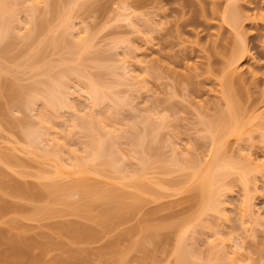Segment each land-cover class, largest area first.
Here are the masks:
<instances>
[{
    "label": "rangeland",
    "instance_id": "1",
    "mask_svg": "<svg viewBox=\"0 0 264 264\" xmlns=\"http://www.w3.org/2000/svg\"><path fill=\"white\" fill-rule=\"evenodd\" d=\"M68 1V4L72 3V0ZM64 2L67 0H61V4ZM224 2L77 0L67 13L68 30L59 22L63 17L58 20L55 16L49 19L43 30L40 28L35 32V24L30 22L32 25H29L25 17L29 16L31 0H19L17 10L13 12V32L0 44V77L24 89L58 77L64 84L65 103L74 109L64 107L60 116L46 121L44 128L49 138L55 140L53 144L58 142L61 145L59 151L66 163L73 156L81 159L86 155L90 137L74 120L93 114L97 118L95 121L101 122L99 133L103 136L105 132L110 133L105 139L108 145L104 154L114 164L106 170L98 169L101 175L90 174L88 180L101 190H119L139 198V201L133 197L116 200L137 208L120 213L114 209L115 204L109 205L108 198L87 209L84 203L90 199H81L75 194L69 198L81 205H77L75 211L53 205L64 214L29 219L33 209L48 204L42 199L25 201L0 194V203L8 201L23 207L20 214L0 218L1 232H10L7 223L10 218L27 226L28 235L32 237L42 232L52 234L49 226L60 221L88 225L98 235L84 242H71L70 248L88 252L89 264H175L179 238L183 240L181 245L186 251L188 264H264V129L261 130L262 137L260 131H256L259 129H255L256 121H253L246 126L240 139L226 135L223 145L218 141L223 162L226 160L231 164L220 169L222 181L215 197L216 211L202 210L196 205L193 201L196 190L187 180L190 166L202 164L215 148L212 142L215 135L210 133L207 120L225 111L219 82L224 74L222 68L226 56L233 42L238 40L230 27L220 20ZM262 2L264 0H238L246 7L244 15L250 18L259 11L252 9L255 3L261 5ZM39 3L35 17L30 14L38 21L46 17L48 10ZM212 8L218 11L214 15L210 13ZM250 18L242 17L239 28L250 52L237 63L238 68L233 74L247 89L242 103L256 100L264 89V57L258 56L264 51V28H255ZM30 28L34 32L29 31ZM28 32L31 36L24 37ZM62 35L69 43L86 39L87 48L78 49V53L73 54L63 41L55 48L40 47L41 41L46 43L52 36L63 40ZM38 46L42 54L40 58H37L40 55ZM90 79L101 85V92L115 100L103 101L102 105L91 110L84 94ZM29 92L25 97L31 95ZM1 101L0 156L8 155L14 162L9 163L10 166L6 165L8 162H0V170L6 173L7 179L31 186L40 184L44 180L36 176H53L55 165L43 163L39 156L42 146L36 157L26 153L23 148L27 140L20 134L40 128L39 118H36L40 103L25 110L5 97ZM117 101L121 106L116 105ZM111 102H115L116 109L112 108ZM142 118L147 120L146 126L152 125L153 129L150 135H145L144 146L135 143L137 134H134L137 125L140 129L137 133L140 135L143 131ZM13 121L19 125H12ZM210 134L214 135L213 138ZM131 138H134V145ZM116 146L120 151L112 149ZM144 149L146 155L142 154ZM141 158L148 159L151 167L141 181L148 191L137 193L133 181L134 173L141 168ZM174 158L182 162V166L183 162L188 164L189 170L182 169ZM232 165L234 169L231 170ZM123 175L126 176L124 180L121 179ZM242 175L246 179L249 203L245 217L241 210L245 185L241 182ZM57 180L68 182L69 178L59 177ZM104 208L108 209L107 214ZM155 223L160 225V240L158 238L157 244L149 240L142 242V228ZM110 244L115 247L108 248ZM59 253L53 249L47 257L51 259Z\"/></svg>",
    "mask_w": 264,
    "mask_h": 264
},
{
    "label": "bare ground",
    "instance_id": "2",
    "mask_svg": "<svg viewBox=\"0 0 264 264\" xmlns=\"http://www.w3.org/2000/svg\"><path fill=\"white\" fill-rule=\"evenodd\" d=\"M76 1L77 0H72V3L68 4V2L70 1L67 0V2L61 4V0H38V1L31 0V4H30L31 6L30 8H28L29 11L27 14L29 16L25 15V17H27L29 21L26 19L27 20L26 22H28L29 25H32V23L35 24L34 30L35 32H37L40 31V28L43 30L46 27L51 17L56 16V18L58 17L57 18L58 20L61 19L60 17H63L59 22L60 24H62L61 26L64 25V28L66 27L68 30L69 26H67V15H68L67 13H69L70 11L69 7L73 5V2ZM18 2L19 0H0V44L2 41L6 39V37L9 35L10 32H13L12 28L14 27V25L12 23L15 17L14 11L17 10V6L19 4ZM39 2H41V4L43 3L42 5H44L46 10L48 9L46 13L47 14L46 17L43 20L40 19L39 20L40 22L38 20H35L34 18L36 12L38 11ZM76 4L77 3H75L74 5ZM245 8L246 7L244 5L238 3V0H225L223 4V10L220 14L221 22L227 24L230 27L233 34L237 38L238 42L235 41L233 42L230 52L226 56V60L224 61V67L222 68L224 74L220 78V82H219L220 97L225 100V111L219 112L215 116V118H212L211 120L210 119L207 120L208 122L207 127L209 128V130H211L210 133H213L215 135V137L213 138L212 136L214 135L210 134L211 137L214 139V141L212 142H213V148L214 145L215 148L214 149L212 148L213 150H211V154L208 155V159L205 160L202 164H199L197 166H190V171L187 176L188 178L187 180L191 183L192 188L196 190V194L193 196V201L196 202V205L202 210H209V209L215 211L217 210L215 197L218 195L219 188L221 187L220 182L222 181L221 180L222 178L220 174L221 173L220 169L221 168L222 170L224 168L226 169V167L231 164L226 160L225 162H223V155H222L223 151L222 152L220 151V149L222 150V148L221 145L219 148L218 146L219 143L223 145V139L224 137H226V135H230L231 137L233 136V138L235 137L236 140L240 139L246 130V126L252 123L253 121H256V124L254 126L255 129H259L256 131L257 132L260 131L258 132L259 134H261L260 136H262L264 132L261 131L264 129V89L261 90L259 97L256 100H252L251 103H248L247 101L242 103L244 97L247 94V89L245 88L240 78H234L233 76L236 69L238 68L236 66L237 63H239L250 52V48L245 43V40L239 31V28L242 25L241 18L242 17L247 19L250 18L247 14L244 15ZM254 8L259 11L258 13L253 14V17L250 18V21L253 23L255 28L258 27L264 28V12H263L264 2H262L261 5H257L255 3V6L252 9ZM217 12H218L217 9L212 8L210 13L214 15ZM30 14H34V17L32 15L31 18ZM64 16L66 17L64 18ZM30 18L31 20H34V22L31 21ZM62 21L64 23H62ZM29 31L34 32L33 30H31V28L29 29ZM25 35L24 37L27 38L31 36L29 35V32L27 34L28 36ZM52 37L50 40L48 39L49 41L46 40V43L45 41H41L40 47L44 48L45 46H51L55 48L57 47V45H59L60 41H63V43H66V45H68L67 48L70 49L69 52L71 51L73 54L74 53L76 54L75 51H77L78 53L79 50L80 51L84 50V47L86 49L88 45L86 42L87 40L82 38H81L82 40H80L79 38L80 42L79 40L78 41L76 40V42L74 41L72 43H69L64 38V36L63 38L61 37V39L63 40H58L56 36L53 38ZM42 42H44V44H42ZM37 51L40 54L39 55L37 52V55H39V57L37 58H40L42 54L40 53L39 46ZM258 56L264 57V51L262 55L258 54ZM62 73L64 75V71ZM1 77H0V110L3 107V101H1L2 97H5L8 102L14 104L17 103L16 107H18L19 109L23 108L25 110H30L31 106H35L40 103L37 114L38 117H36L37 119L39 118L38 121H40L39 122L40 128H38L37 131H35L34 129V130H26L27 133H25V131L20 133L21 135L23 134L22 136L25 139V141L27 140L25 143L27 144L25 146L26 149L25 148L23 149L24 151H26V153H29L31 155H34V157H36L37 152L41 153L40 148L42 146L41 148L42 153L39 155L40 158L43 160V163L52 162L55 165L56 171L55 174L51 177L37 175L36 176L37 178H41L44 181L40 184L39 183L32 184L31 186V185H26L24 183H19L12 179H7L6 173L3 170H0V194L25 201L33 200V199H42L48 204L44 208L35 209V210L33 209L32 212L30 211L31 214L29 219H37L41 215L62 216L64 214V211L54 209L53 205L68 207L71 210L75 211L78 208L77 205L81 206L79 205V203L71 202L69 200V198L75 194L78 195L79 198L81 199L84 198L90 199L89 201L84 203L85 204L84 206L87 209H92L93 207L97 206L99 204V201L103 200V198L109 199V205L115 204L114 205L115 208L114 207L113 208L117 211H120V213L123 211L131 212L137 209L136 205L132 206L130 204L119 203L116 201L129 197L130 198L133 197L132 199L135 200V198L137 197L123 194L119 190H108V191L101 190L98 188V186L95 183H92L88 180L90 174L95 176L101 175V172H99L98 169L106 170L110 166L112 167V165L114 164L112 160L107 158L106 154H104V151H106V146L108 145L105 139H107L110 133L105 132L104 136L99 133V128H100L99 123L101 122H99L98 120H97L98 122H96L95 119L97 118H94L93 114H89V116L87 115V117L85 115V117L79 116V118H76L75 120L73 119L75 121V124L80 125L82 129H84L85 132H87L86 133L87 136L90 137L89 138L90 144L89 146L87 145L85 151L86 155L81 159H78L76 156H73V158L71 159L72 161L70 160L71 162L69 161L66 163L65 159L61 156V151H59L61 150V145L59 146L58 142H56L57 143L56 145L55 142L53 144V141L55 140H53V138H49V135L47 134L44 128L46 121L50 117H56V116L58 117L59 113L61 115L60 110L62 111L64 107L73 108L72 105H68V103L67 104L65 103V98H64L65 92L62 90L64 84L60 83L58 77L48 79L47 82L46 81L39 82L38 84L35 83L32 85V87L31 86L29 88L27 87V89L26 88L24 89V87L19 88L17 84L15 85L13 84V82H9L6 79L4 80ZM88 82L89 83L86 86L87 90L84 91V94H86L88 99L90 100L89 101L87 99L88 106L91 108V110H93L95 106L98 107L102 105L104 102L106 101L110 102V99L111 100L114 99V98H109L106 95V93L101 92L102 91V88H100L101 85L98 82H95V80L92 81L90 79ZM78 87H76L75 89H77ZM77 90H81V89H77ZM28 91H30L29 93H31V95L25 97L26 96L25 94L26 92L28 93ZM111 103L113 109L117 104L121 106L120 102L118 101L116 105L115 102L114 104L113 102ZM116 112H118V110H116ZM145 120L146 119H144L143 122L141 121V123L143 124L141 129L143 131H141L140 135L139 133H137L139 132L138 125L137 128L134 129L135 131L137 130L134 133L137 134L135 138V143H139V145L142 144L140 146H144V140L145 142L147 140L144 138L145 135L147 134L150 135L151 131L153 130L151 128L152 125L146 126V123L148 122L147 120L145 122ZM16 123H17L16 121H13L12 125ZM17 124L19 125V122ZM42 127L44 128V133ZM47 128H49V125ZM133 137H135V135H133ZM215 139H217V141H215ZM131 140H132L131 143L133 144L134 138L133 139L131 138ZM216 143H217V147H216ZM53 147H55V150ZM115 148L117 149L118 146L112 149L116 150ZM143 153L144 155H146L145 153L147 152L145 149L142 150V154ZM174 153L176 157L177 152L174 151ZM10 158L12 159V157L8 158V155L6 156L1 155L0 162H2V164H6L8 162L6 165L10 166L9 163L14 162V160L12 161ZM248 159L250 162H253L252 158L248 157ZM140 161H141V168L140 170H138V172L134 173V181H133V188L137 193L148 191L141 184V181L142 178L144 177L145 171L147 169H150L151 167V163L150 161H148V159L141 158ZM173 161L175 163L177 162L179 163V160L176 158H174ZM89 165H91L92 167H90ZM187 165L188 164L185 165V162H183V166L181 164L182 169L183 168L187 169L188 167ZM230 169L231 170L234 169V166L233 168L230 167ZM187 170H189V168ZM19 174L23 176V173L19 172ZM59 177L69 178V181L62 182L61 180H57V178ZM125 178L126 176L124 175L121 177V179L123 180ZM241 178H242L241 182L245 184L243 187L244 199L241 204L243 217H245L247 214L244 215V213H246L247 211V206L249 208V203L246 194V179L243 178V175L241 176ZM138 199L139 198H137V201H139ZM156 199L157 198H155L154 200ZM104 209H105L104 212H106L107 214L108 209L106 208ZM22 210L23 207L20 204L8 202V201L2 202L0 203V218H3L7 215L13 216L16 214H20ZM151 215L153 216V214ZM7 223L10 228V232L5 233L0 231V264H89L87 259L88 252L79 251V250L74 251L75 249L73 250L70 248V243L84 242L87 241V239L98 235V233L88 225H83L73 221H63V222L60 221L55 224H51L49 226V230L52 232V234H47L42 232L37 236L35 235L33 237L28 235V231H29L28 227L21 224L15 218L8 219ZM159 228H160L159 223H155L153 225H146L144 228H142V232H144L143 239H141L142 242L143 240H149L152 243L157 244L158 238L160 240V236L158 235ZM54 234L61 237V239L55 237ZM177 241H178V246L175 249V253H176L175 264H188L186 251L183 249L181 245L183 240L179 238ZM142 242L140 243L142 244ZM107 247L108 248L115 247V244H110ZM53 249L59 250L60 253L57 256L50 259L47 257V255Z\"/></svg>",
    "mask_w": 264,
    "mask_h": 264
}]
</instances>
